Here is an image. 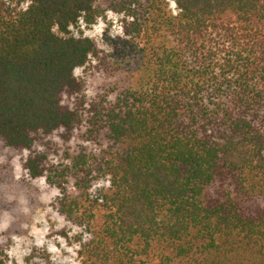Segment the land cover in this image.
<instances>
[{"label": "trees", "instance_id": "trees-1", "mask_svg": "<svg viewBox=\"0 0 264 264\" xmlns=\"http://www.w3.org/2000/svg\"><path fill=\"white\" fill-rule=\"evenodd\" d=\"M110 13L122 38L71 34ZM26 152L0 216L47 178L81 264H264V0H0V160Z\"/></svg>", "mask_w": 264, "mask_h": 264}, {"label": "rangeland", "instance_id": "rangeland-1", "mask_svg": "<svg viewBox=\"0 0 264 264\" xmlns=\"http://www.w3.org/2000/svg\"><path fill=\"white\" fill-rule=\"evenodd\" d=\"M71 34L91 38L99 45H103L104 35L112 39L123 37L122 18L110 13L90 28L84 26L72 28ZM102 48L105 49V46ZM95 64L76 72L77 76L84 78L90 97L105 92L109 83L104 72H99ZM53 142L56 147H63L59 139L55 138ZM70 145L72 150H76L85 144L74 140ZM36 150L44 152L46 147L40 145ZM29 155L30 153L26 152L10 160L9 157H4L0 163L8 162L13 168L16 179H27L28 175L22 168V161ZM50 159L53 163H57L62 157L52 153ZM33 183L36 188H30L29 193L20 189L12 197L20 204L19 210L15 214L3 213L0 216V233L16 221L21 222L22 227L27 230L25 235L12 237L10 245L6 248L8 263L23 264L27 257L32 256L36 264H81L78 256L80 230L67 223L53 208V202L60 192L49 184L47 178ZM107 185L106 181L99 182L94 187V192Z\"/></svg>", "mask_w": 264, "mask_h": 264}]
</instances>
